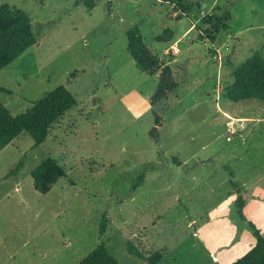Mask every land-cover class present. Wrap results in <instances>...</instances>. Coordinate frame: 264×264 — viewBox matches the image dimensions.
I'll use <instances>...</instances> for the list:
<instances>
[{
  "label": "rangeland",
  "instance_id": "374dc122",
  "mask_svg": "<svg viewBox=\"0 0 264 264\" xmlns=\"http://www.w3.org/2000/svg\"><path fill=\"white\" fill-rule=\"evenodd\" d=\"M75 1L0 0L37 34L0 70V102L17 116L58 85L76 99L41 144L22 132L0 147V264H77L102 240L118 264H148L127 241L160 251L158 264H231L255 244L250 222L264 235V101H230L223 87L237 64L264 57V0H191L189 13L178 0ZM205 14L222 21L202 24ZM132 24L178 82L156 137L158 76L130 56ZM165 29L172 39L156 41ZM48 157L64 176L42 194L30 172Z\"/></svg>",
  "mask_w": 264,
  "mask_h": 264
},
{
  "label": "trees",
  "instance_id": "16d2710c",
  "mask_svg": "<svg viewBox=\"0 0 264 264\" xmlns=\"http://www.w3.org/2000/svg\"><path fill=\"white\" fill-rule=\"evenodd\" d=\"M160 2L173 3V0H159ZM93 7L91 0H76ZM181 11L189 13L195 4L191 0H178ZM224 16L223 19H227ZM202 24L212 25L222 21L216 14H205L200 19ZM215 24V25H216ZM207 38L213 37L206 32ZM200 39L203 35H199ZM127 50L139 69L148 75L157 74L158 81L156 89L150 100L154 117V126L149 130L150 136H157V126L161 122V112L167 106V100L178 86L172 75V65L166 64L160 57L153 53L145 44L143 36L137 24H132L126 31ZM173 32L169 29L163 30L155 36L159 42L169 41ZM37 41V34L33 31L31 19L22 8L11 6L7 3L0 5V70L11 64L25 50ZM0 91H7L0 86ZM223 96L233 102L246 99L264 101V57L254 52L245 61L237 64L232 71L231 80L223 87ZM76 105L73 93L65 86L58 85L53 90L46 92L42 97L33 101L32 105L14 116L0 102V147H3L22 132L27 133L35 145L41 144L48 136L51 126L64 114ZM23 161L19 160L15 166L8 171V175H16L22 168ZM34 190L39 193H47L52 185L62 176L64 171L55 160L48 157L36 165L30 172ZM143 179V174L137 178V183ZM236 209L239 217H243L242 208L244 200L237 196ZM264 212V207H263ZM107 218L102 216L99 223V233L103 235L107 227ZM255 236V244L241 257L231 264H264V235L253 223H249ZM126 250L148 264H158L163 255L160 251H154L148 255L142 252L131 242H126ZM77 264H118L117 259L109 252L105 242H99L93 250L83 257Z\"/></svg>",
  "mask_w": 264,
  "mask_h": 264
}]
</instances>
